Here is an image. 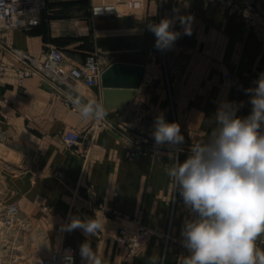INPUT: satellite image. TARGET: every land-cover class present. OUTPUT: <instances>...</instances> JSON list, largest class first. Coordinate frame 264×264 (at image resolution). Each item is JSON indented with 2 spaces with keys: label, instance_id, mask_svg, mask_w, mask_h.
<instances>
[{
  "label": "crops",
  "instance_id": "0c3cea01",
  "mask_svg": "<svg viewBox=\"0 0 264 264\" xmlns=\"http://www.w3.org/2000/svg\"><path fill=\"white\" fill-rule=\"evenodd\" d=\"M76 1L80 0L49 1L43 21L34 27L0 28V109L7 114L6 119L0 115L5 135L0 201H10L14 195L24 222L41 232L67 234L69 245L80 248L87 240L102 264H182L189 252L181 231L185 220L194 215L166 169L176 158L183 162L192 145L207 141L217 127L215 113L222 101L242 102L236 115L250 114L251 94L245 90L255 87L264 73V0H253L262 16L257 25L246 17V0H145L143 13L114 20L86 15L74 22L65 16ZM87 18L99 31L100 52L107 56L105 66L115 61L146 66L144 81L126 113L141 103L146 120L161 114L175 118L186 127L185 152L177 155L162 146L130 157L122 127L110 128L98 123L99 118L84 119L65 102L72 97L69 91L77 90L88 101L102 104L106 119L118 120L120 115L106 110L96 86L78 84L76 90L64 87L65 91L39 76L18 81V69L24 64L10 52L14 48L41 57L49 47L60 46L68 50L71 62L81 63L90 52L82 42L63 47L59 42L69 34L63 33L68 27L88 29ZM164 18L173 21L172 30L180 36L165 56L146 55L147 46L158 50L149 25ZM182 18H187L191 35L184 34ZM65 130L81 133V143L66 146L62 140ZM96 211L105 218L103 231L86 236L81 229H64L71 217L84 219ZM138 218L156 233L130 255L117 236L122 226H136ZM40 241L34 237L35 254L42 253Z\"/></svg>",
  "mask_w": 264,
  "mask_h": 264
},
{
  "label": "clouds",
  "instance_id": "9594fccd",
  "mask_svg": "<svg viewBox=\"0 0 264 264\" xmlns=\"http://www.w3.org/2000/svg\"><path fill=\"white\" fill-rule=\"evenodd\" d=\"M184 34L191 35L187 18H182ZM173 21L162 19L149 25L156 37L155 47L168 50L179 38ZM250 93L251 112L236 115L241 105L224 100L215 113L217 127L207 141L190 148V154L166 169L175 190L194 215L181 231L189 255L182 264H264V73ZM82 118H102V104L77 105ZM152 137L155 146L175 149L184 136L178 122L156 117ZM105 218L97 211L92 217H71L68 232L81 229L86 236L103 231ZM83 264H102L86 240L80 246ZM155 264V261H153Z\"/></svg>",
  "mask_w": 264,
  "mask_h": 264
},
{
  "label": "built area",
  "instance_id": "2783aa9c",
  "mask_svg": "<svg viewBox=\"0 0 264 264\" xmlns=\"http://www.w3.org/2000/svg\"><path fill=\"white\" fill-rule=\"evenodd\" d=\"M48 0H0V22L8 28H30L39 23L40 12L45 7ZM144 0H97L93 5V12L96 15H116L125 16L133 11L143 8ZM13 54L25 64L18 69V81L22 83L28 76H39L50 83L55 84L59 81L62 87L72 88L67 78H72L78 84L87 86H97L101 84L102 74L105 68L96 54H90L83 65L71 64L65 58L64 54L57 50L51 49L45 56L56 65L55 69L48 66L44 67L39 63L38 59L28 55L26 52L19 53L18 49H12ZM21 51V50H20ZM228 78L232 75L228 74ZM72 100V101H71ZM72 97L67 101L68 105L74 104ZM142 104L134 107L132 113L127 117L126 113L114 122H106L103 116L100 121L110 128L117 125L122 127V135L127 140L129 147L127 154L130 157H136L141 153L156 150L152 132L154 131L155 118L144 121L140 112ZM3 116H7L1 111ZM166 120V119H165ZM170 122L169 120H166ZM4 138V132L0 124V144ZM83 135L75 130H66L62 133L63 143L73 148L81 143ZM169 148L168 146H164ZM179 148V147H178ZM175 150L181 152L182 150ZM18 206L12 203L5 207L1 220L4 223L15 222L18 214ZM120 214V212H116ZM136 226H122L119 230L117 240L128 247L129 254H136L150 239L155 235L156 231L143 224L140 218L137 220ZM6 235V234H5ZM8 235V234H7ZM183 241V239H182ZM4 248H0V254L5 253ZM80 250L71 245H64L48 256H43L37 260V264H80L82 259ZM17 260H15L16 262ZM0 264H7L0 259Z\"/></svg>",
  "mask_w": 264,
  "mask_h": 264
},
{
  "label": "rangeland",
  "instance_id": "374dc122",
  "mask_svg": "<svg viewBox=\"0 0 264 264\" xmlns=\"http://www.w3.org/2000/svg\"><path fill=\"white\" fill-rule=\"evenodd\" d=\"M49 1H51V0H48L46 2L45 7L40 12V20H39V23L37 25H39L43 21V14L46 11L45 9H47L48 6H49V4H48ZM96 1L97 0H80L78 2L77 1L74 2V4L71 5L72 9H69V12H68L69 16H65V17L73 18L74 22L80 21V19H83V17H85L86 15L89 16V19H90V17L91 18H94V17H97V18H99V17H109L112 20H114V19L119 18V17H125V16H129V15H136L137 13H143V11L145 10V0H144V5H143L142 9H140L138 11L136 10V11H133L131 13H128L125 16H116V15H113V14H111V15H96L93 12V5L95 4ZM253 2H254L253 0H246V2H245L246 17H247V19H249L251 21L252 24L257 25L258 22L260 21V19L262 18V16L259 13V11L255 8V5H253ZM140 15H142V14H140ZM89 19L87 18L88 22L90 23V24H88V26H89L88 29H85V30L84 29L72 30L71 27L70 28L68 27V28L65 29V31L63 33L64 34H68L69 33V34L67 35V37L66 36L65 37H60V39H62V41L59 42V44L62 47L70 45L73 42H80V43L82 42L81 44L84 47H87V49L90 52H88V54L85 56L84 60L81 63L76 64V63L71 62L66 56V53L68 52V50L66 52V50L60 48V46L49 47L47 50H45L43 52L41 57H34V56H32V57L38 59L39 63L42 64L44 67L48 66V67H50L52 69H55L56 65L53 62H51L48 59L47 56H45V54L48 51H50L51 49H57V50L61 51L64 54V56L67 59V61H69L71 64H75V65H79V66L84 64L86 58L90 54H96L97 57L99 58L100 62H101V65L104 68H106L107 66H105L103 60H106L107 56H106L105 53L100 52V50L102 51V48H101V46L99 44V38H98V35H99L98 32L99 31L94 29V27L92 25L93 21L92 20L89 21ZM2 26L5 27V25L2 22H0V28H2ZM5 28H8V27H5ZM73 34L76 35V36H73ZM147 47H145V54L146 55L153 54V53H159L160 55H162V56L164 55L165 56V50H156V51H154L150 47H148V48ZM14 49H16V48H14ZM10 52L13 54L12 49L10 50ZM73 55H75V54H73ZM14 58L17 61H20L17 57H15V55H14ZM20 62H22V61H20ZM23 66L25 67V64ZM17 76H18V72H17ZM28 77H30V76H28ZM44 81L47 82L48 84L56 85L61 90H65L66 91L65 88H67V87H65V88H64V86L62 87V85H61L62 83L59 82V81L55 82V84L50 83L49 81H47L45 79H44ZM67 81H68L69 85H71V87L74 90H76L75 88L77 87L78 83L76 81H74L72 78H69V77L67 78ZM97 86H99V85H97ZM76 93H77V90H76V92H73V93L72 92L70 93V91H69V96H72V99L74 100L73 102H75L74 104L68 105V103H67V101H70L71 97H67L65 102L69 106V108L78 110L77 105H78V103L81 104V102L83 100H81L79 97H77ZM1 111L4 112V110L0 109V115L2 116V118L6 119L7 116L6 117L3 116ZM140 112L142 114L143 120L144 121H148L144 117V112H143L142 108H141ZM125 113H126V111L123 114H125ZM4 114H6V113L4 112ZM129 115L130 114L126 113L127 117ZM164 119L169 120L170 122H177L175 120V118H172V119L164 118ZM97 122L99 123V120ZM106 122H108V123L109 122H114V120L111 121V120L106 119ZM0 124H1V126L3 124L1 122V120H0ZM180 127H181V133L184 134V132L186 130V127H184L183 125H180ZM2 129H3V126H2ZM3 132H4V130H3ZM4 137H5V135H4ZM3 140H4V138H3ZM3 140L1 141V144H0V154L3 151V147H4ZM177 148L182 150L181 152H177L175 150H172L177 155H179V154H181V153L186 151V149L184 148L183 144L178 145ZM156 150L149 151V152H154ZM141 154H143V153H141ZM16 174L13 173V176L17 177ZM13 196L14 195H11V200L10 201H6V202H1L0 201V248L2 247L5 250L4 251L5 253L0 254V259L2 261L4 260V262L7 263V264H37V260L39 258H41L43 256H48L51 252H53L54 250H56V249H58V248H60V247H62L64 245H69V242L66 239L67 234H62V233L61 234H54V233H52L50 231H48V232L47 231L46 232L42 231L41 232L38 229H36L33 226H31V224H28V223L24 222L22 220V218L19 217L20 208H19V205L17 204V202L13 199ZM12 203H16L17 204L19 212H18V214L16 216L15 222L4 223L1 220V215H3V211L5 210V207H7L8 205H10ZM35 236L41 238V241H40V243L42 244V250H41L42 253L41 254H39V253L35 254L34 253L35 252L34 251V249H35L34 248V246H35L34 237ZM71 246H73V245H71ZM74 247H76V246H74ZM76 248L80 250V248H78V247H76ZM80 259H82V258H80ZM15 260H17V261L15 262Z\"/></svg>",
  "mask_w": 264,
  "mask_h": 264
},
{
  "label": "water",
  "instance_id": "95a60500",
  "mask_svg": "<svg viewBox=\"0 0 264 264\" xmlns=\"http://www.w3.org/2000/svg\"><path fill=\"white\" fill-rule=\"evenodd\" d=\"M146 73V66L142 63L115 61L109 64L101 78L100 86H96V94L100 92L106 110L123 114L141 87ZM81 100L90 103L82 94L76 93Z\"/></svg>",
  "mask_w": 264,
  "mask_h": 264
},
{
  "label": "bare ground",
  "instance_id": "6f19581e",
  "mask_svg": "<svg viewBox=\"0 0 264 264\" xmlns=\"http://www.w3.org/2000/svg\"><path fill=\"white\" fill-rule=\"evenodd\" d=\"M20 52H21L22 54H24V52H23V51H20V50H19V53H20ZM99 86H100V85H99ZM98 120L100 121V118H99Z\"/></svg>",
  "mask_w": 264,
  "mask_h": 264
}]
</instances>
